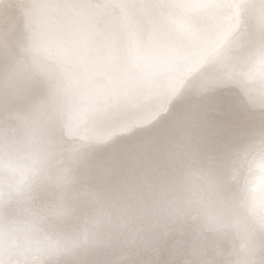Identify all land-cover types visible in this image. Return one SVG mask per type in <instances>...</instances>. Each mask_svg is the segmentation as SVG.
I'll return each instance as SVG.
<instances>
[{
    "label": "snow or ice",
    "instance_id": "6c2138e0",
    "mask_svg": "<svg viewBox=\"0 0 264 264\" xmlns=\"http://www.w3.org/2000/svg\"><path fill=\"white\" fill-rule=\"evenodd\" d=\"M5 55L0 264H49L99 243L94 230L76 237L56 231L72 211L63 192L54 203L39 199L43 189L71 182L70 168L53 166L62 151L58 130L106 142L148 128L134 140L135 152L113 149L104 192L113 207L156 198L172 218L174 231L149 230L142 238L139 264H216L223 249L203 248L205 231L237 233L239 264H254L264 249V240H257L264 213L250 207L255 189L244 172L264 171V0H0V57ZM98 126L110 130L104 135ZM176 128L179 146L170 141ZM126 172L138 174L136 184ZM188 177L195 178L196 190L181 199ZM230 185L238 191L227 192ZM93 198L103 202L101 193ZM236 201L246 215L232 210ZM14 206L19 214L8 215ZM130 209L121 208L120 225ZM188 220L199 221L200 235L185 229ZM105 222L116 225L103 212L92 224Z\"/></svg>",
    "mask_w": 264,
    "mask_h": 264
},
{
    "label": "bare ground",
    "instance_id": "6f19581e",
    "mask_svg": "<svg viewBox=\"0 0 264 264\" xmlns=\"http://www.w3.org/2000/svg\"><path fill=\"white\" fill-rule=\"evenodd\" d=\"M246 18L250 26L254 25V19L246 13ZM9 64V58L5 55L0 57V68L6 74ZM5 127H15L13 122H6ZM97 130L106 135L110 130L109 126H98ZM151 128L135 129L132 133H126L123 136L112 137L106 142H96L94 140L83 141L78 137H68L58 130L55 139L61 153L53 161L55 168L71 169V182L63 189H57L55 186L43 189L39 194L41 203H54L56 196L63 192L66 203L71 208V215L59 222L56 231L67 237H76L85 230H94L97 232L99 243L87 247V249H78L70 256H61L52 258L49 264H94L96 261H102L109 264L114 259L121 258L124 264H139L142 257L138 255L142 238L146 237L149 230H159L167 228L170 232L174 231L172 218L162 211L163 201L160 205L155 203L156 198H148L141 203L128 200L126 204H120L119 207H113L112 202L107 195H104L105 188L111 183V177L106 175V163L117 146L125 148L128 152H135L137 149L133 146L136 138L145 135ZM256 139V137H253ZM170 141L173 145L179 146L182 141V133L176 128L170 134ZM79 147V152H72L71 149ZM148 161L145 162V171L149 167ZM138 175V174H137ZM137 175L125 173L129 183H137ZM195 178L188 177L184 180L180 189V198L185 199L193 195L196 190ZM226 191L229 193L238 191L237 186H228ZM101 193V201L93 198V194ZM254 195H259L255 192ZM119 204V202H117ZM131 205L129 214L125 222L120 225L117 219L120 216L121 208ZM145 207L155 209V211L146 212ZM234 212L240 213L241 210L233 208ZM20 209L13 207L8 215H18ZM110 214L116 221L112 223H102L93 225L92 221L100 213ZM189 232L200 235L201 228L199 221L188 220L184 225ZM257 240H264V234L257 233ZM199 244L209 253L219 248L223 249V254L216 257V264H237L241 259V237L230 232L222 236L216 232H203ZM188 251H191L189 245ZM198 259V257H197ZM256 264H264V249H258L255 256Z\"/></svg>",
    "mask_w": 264,
    "mask_h": 264
},
{
    "label": "clouds",
    "instance_id": "9594fccd",
    "mask_svg": "<svg viewBox=\"0 0 264 264\" xmlns=\"http://www.w3.org/2000/svg\"><path fill=\"white\" fill-rule=\"evenodd\" d=\"M244 176L250 179L251 181V187L255 189L253 194L251 195V200H250V207L257 213V214H262L264 213V192H261L259 190V187L261 185H264V171H262L259 168H255L253 173L249 175L247 168H245ZM4 179L6 181H11V177L5 175ZM259 192V195H254L255 192ZM243 198V197H241ZM233 208L239 209L241 215H246L247 209H241L239 202L236 201L233 203ZM239 264V261L237 262ZM254 264H256L255 258H254Z\"/></svg>",
    "mask_w": 264,
    "mask_h": 264
}]
</instances>
